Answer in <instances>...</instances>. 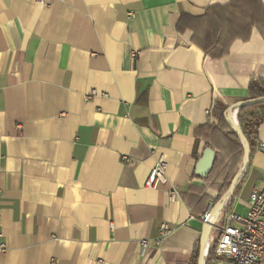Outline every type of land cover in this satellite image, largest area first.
<instances>
[{
	"label": "crops",
	"instance_id": "crops-1",
	"mask_svg": "<svg viewBox=\"0 0 264 264\" xmlns=\"http://www.w3.org/2000/svg\"><path fill=\"white\" fill-rule=\"evenodd\" d=\"M254 79L255 0H0V264H191L224 184L196 163L231 147L214 110L239 129ZM261 144L264 122L232 205L264 186ZM158 161L166 182L148 187Z\"/></svg>",
	"mask_w": 264,
	"mask_h": 264
},
{
	"label": "built area",
	"instance_id": "built-area-1",
	"mask_svg": "<svg viewBox=\"0 0 264 264\" xmlns=\"http://www.w3.org/2000/svg\"><path fill=\"white\" fill-rule=\"evenodd\" d=\"M36 2L44 4V0H36ZM131 56L133 58L135 54L132 53ZM259 149L264 150V144L259 145ZM165 182L166 164L158 161L150 172L147 185L152 187ZM168 199L172 202L179 200V194L174 187L170 188ZM224 206V201L217 203L210 200L207 203L206 210L200 217L202 230L210 233L217 228ZM218 230L219 237L213 251L212 264L217 260H225L230 264H264V186L251 191L245 216L229 212ZM168 232L163 225L160 238L165 237ZM155 243H158V240ZM141 246L145 249L148 242L142 241ZM6 251L7 248L0 233V256H3Z\"/></svg>",
	"mask_w": 264,
	"mask_h": 264
},
{
	"label": "trees",
	"instance_id": "trees-1",
	"mask_svg": "<svg viewBox=\"0 0 264 264\" xmlns=\"http://www.w3.org/2000/svg\"><path fill=\"white\" fill-rule=\"evenodd\" d=\"M258 4L259 8L261 9L262 14L264 15V6L260 2V0H255ZM258 100V101H257ZM248 101L249 104L240 107L238 114H237V121L238 127L232 126L227 120L224 119L223 113L224 109L221 107H216L214 110V116L217 119L218 127L221 131L226 132V136L229 138L231 142V147L229 152H227V156H223L222 160L220 161V157L215 155V159L211 168V171L216 166L220 167V172L224 175V184L219 189L218 192V199L217 202L221 199V197L228 191L229 187L231 186L230 176L234 171L235 167L233 166L237 159L240 156L242 157L243 154V142L240 139L238 132L243 136L246 143L248 144L249 153L251 152V148L253 147L254 139L257 135L258 127L264 122V81L260 80H251L248 86ZM257 101V102H255ZM209 148V147H208ZM248 161V157H247ZM210 171V172H211ZM245 175V174H244ZM244 175L241 179H236V186L233 192L229 195L227 199V203L225 204L222 210V218L223 221L219 224V228L223 225L224 219L226 215L229 213L233 200L236 197V193L239 190V187L244 179ZM218 239V238H217ZM217 240L212 245L208 256L203 261V264H210L209 257L213 256V251L215 249ZM199 248V245H198ZM198 254L199 251H196L191 264H198Z\"/></svg>",
	"mask_w": 264,
	"mask_h": 264
},
{
	"label": "water",
	"instance_id": "water-1",
	"mask_svg": "<svg viewBox=\"0 0 264 264\" xmlns=\"http://www.w3.org/2000/svg\"><path fill=\"white\" fill-rule=\"evenodd\" d=\"M260 2L262 3V5L264 6V0H260ZM258 101V100H257ZM255 101V102H257ZM250 101H246L243 102L242 104H237L235 106H233L231 109L239 107V106H244L249 104ZM240 139L243 142V155H244V165H243V169L242 172L238 175V177L236 179H241L242 176L245 174L246 172V168H247V157H248V144L246 143L245 139L243 138V136L238 132ZM215 159V152L210 149V148H205L202 152L201 157L199 158V160L196 163L195 166V174L199 177H206L213 165ZM236 179L233 181V183L231 184V186L229 187L228 191L221 197V199L217 202H222L224 200H226V198L233 192L235 186H236ZM208 232L206 230H202V235L200 238V246H199V254H198V264H203V255H204V250H205V240H206V236H207Z\"/></svg>",
	"mask_w": 264,
	"mask_h": 264
},
{
	"label": "rangeland",
	"instance_id": "rangeland-1",
	"mask_svg": "<svg viewBox=\"0 0 264 264\" xmlns=\"http://www.w3.org/2000/svg\"><path fill=\"white\" fill-rule=\"evenodd\" d=\"M241 165H242V167L244 165V155L241 159ZM231 212H233L234 214H237L239 216H245L247 213V208H245V206L242 204H237V202H236L232 205ZM222 221H223V218H222V213H221V217H220V221L218 222V226H219V224H221Z\"/></svg>",
	"mask_w": 264,
	"mask_h": 264
}]
</instances>
